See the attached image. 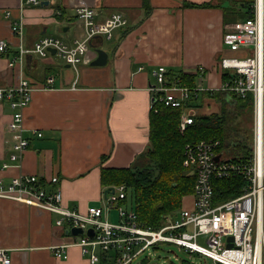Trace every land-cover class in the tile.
Listing matches in <instances>:
<instances>
[{"label": "crops", "instance_id": "obj_1", "mask_svg": "<svg viewBox=\"0 0 264 264\" xmlns=\"http://www.w3.org/2000/svg\"><path fill=\"white\" fill-rule=\"evenodd\" d=\"M21 1L0 0V41L9 43L8 49L0 52V87L14 86L23 76L36 89L23 111L26 131L22 135L8 130L14 109L8 99H0V182L7 184L21 174L35 175L46 180L48 190L61 189L63 206L80 214H86L90 207L106 210L105 189L100 182L103 167H130L149 148L154 96L150 89L156 85L155 69L164 66L168 73L188 74L203 68L207 84L215 92L210 96L199 94L189 101L190 105L185 104L182 114L195 117L221 113L223 100L217 99L216 92L223 83V70L218 63L223 56L232 55L225 49L223 36L229 25L253 16L257 3L41 0L45 3L40 6L22 8ZM81 1L97 10L98 22H109L113 13L122 12L128 25L115 30L111 39L92 41L77 76L69 69L73 66L65 61L61 65L52 52L47 59L25 55L22 71L9 66L10 59L19 54L20 45L31 49L38 40L55 37L73 46L83 38L85 30L75 13V5ZM20 18L22 36L12 32V22ZM97 49L108 54L104 66L91 65L98 57ZM48 78H53V84L46 88ZM253 117L255 128L254 109ZM254 128L249 138L251 152ZM20 137L31 142L20 167L5 169L4 164L12 163L13 145ZM238 143L234 139L223 143L226 154L237 153ZM53 177L59 179L55 185L50 184ZM191 204L192 199L187 207ZM111 212L106 211L105 219L110 221ZM60 218L54 212L0 199V249L7 250L11 264H90L77 245L68 247L67 258L55 256V246L71 243L81 235L69 231L68 221L59 224ZM119 221L118 214L110 222ZM97 253L101 258L98 264H108L106 257L111 253L103 254L99 249Z\"/></svg>", "mask_w": 264, "mask_h": 264}, {"label": "built area", "instance_id": "obj_2", "mask_svg": "<svg viewBox=\"0 0 264 264\" xmlns=\"http://www.w3.org/2000/svg\"><path fill=\"white\" fill-rule=\"evenodd\" d=\"M24 5L40 6L42 1L22 0L21 7ZM75 13L85 30L83 38L76 40L73 46L55 37H44L31 49L20 45L19 54L10 59L9 66L22 71L25 55L35 54L47 59L54 49L56 56L77 69L92 41L97 38L111 39L115 30L128 25L122 12L113 13L109 22H98L97 10L85 1L75 5ZM10 16L11 12L7 11L6 17ZM22 19L12 22V32L20 36L23 35ZM223 42L232 55L223 56L218 64L221 70L230 72L232 78L223 82L217 90L232 92L241 98L253 94L255 128L252 152L248 156L239 153L227 155L219 139L186 144L183 163L195 176L191 207H184L176 215L166 218L160 228L144 226L139 222L135 207L129 208L121 203L128 197L126 187L121 185L103 197L106 210L90 207L86 214H80L63 206L61 189L48 190V183H42L39 177L30 174L12 177L7 184L1 181L0 199L57 213L61 216L59 224L69 222V231L73 227L83 229L73 242L53 248L58 258H67L68 247L77 245L90 264L99 263L98 249L103 254L111 253L109 258L106 257L108 264H131L149 248L168 243L177 245L190 255L209 257L215 264H264V0H257L253 16L227 27ZM8 45L7 41H0V52H5ZM198 71L196 86L189 87L175 83L164 66L155 69L156 85L150 89L154 91L150 108L155 109L157 102L182 107L198 98L203 91H215L207 84L206 71L203 68H198ZM51 84L53 78H48L45 87L49 88ZM35 89L23 76L14 86L0 87V99H8L14 109L8 123L10 132L22 135L26 131L23 111L31 103ZM193 123V116L182 114L180 131L185 132ZM30 143L28 138L20 137L10 155L13 164L6 163L3 167H20ZM236 177L244 180L242 193L216 203L214 181ZM58 182L57 177L50 180L53 185ZM112 208L118 210V223L105 219L106 211ZM89 229H93V236L88 234ZM230 237L232 242L228 240ZM200 238H203V243H200ZM0 263H12L5 249H0Z\"/></svg>", "mask_w": 264, "mask_h": 264}, {"label": "trees", "instance_id": "obj_3", "mask_svg": "<svg viewBox=\"0 0 264 264\" xmlns=\"http://www.w3.org/2000/svg\"><path fill=\"white\" fill-rule=\"evenodd\" d=\"M198 74V69L188 74L168 73L175 83L189 87L196 86ZM230 78L232 74L223 71V82ZM201 94L210 96L213 92L203 91ZM228 94L223 91L216 92L217 99L223 100L220 114L195 116L194 123L183 133L179 126L185 105L170 107L157 102L155 104L157 111L155 109L150 111L149 148L135 163L141 165L123 168L103 167L101 186L106 190L124 185L128 197L121 203L125 205L128 202L132 203L139 222L144 226L162 227L166 218L187 207V202L192 199L195 176L183 163L186 144L211 139H219L225 143L234 139L239 142L236 146L237 153L244 156L251 153L250 136L247 134V128H243L240 118L253 112V94L249 93L246 98L232 92ZM187 105H190V102ZM40 181L46 183V180ZM243 186L244 180L241 177L215 180V202L221 203L237 197L242 193Z\"/></svg>", "mask_w": 264, "mask_h": 264}, {"label": "rangeland", "instance_id": "obj_4", "mask_svg": "<svg viewBox=\"0 0 264 264\" xmlns=\"http://www.w3.org/2000/svg\"><path fill=\"white\" fill-rule=\"evenodd\" d=\"M225 49L228 50V46L225 45ZM56 57L61 65L66 64L64 62V59L58 56ZM80 66L81 64L77 66L78 68L77 71H75L74 68H69L74 72V76L78 75V71H80ZM240 121L243 122L242 123L243 128L245 129L247 128L248 130L247 134L248 136H250V139H251V135H252L253 128H254L253 112L250 114H247L244 117H241ZM135 163L132 164L133 167L138 165ZM140 165L141 164H139L138 166ZM144 165H146V162ZM189 201H191V199H189ZM128 207L129 208L131 207L130 202H129ZM111 210L112 212L110 214V221L112 220L114 221V219L116 218V215H118V210L117 208H113V209H110L109 211ZM200 243H203V238H200ZM138 263L139 264H215L214 261L209 257L202 256L199 254L190 255L185 250H181L177 245L168 244V243H162L155 247L149 248L131 264H138Z\"/></svg>", "mask_w": 264, "mask_h": 264}, {"label": "water", "instance_id": "obj_5", "mask_svg": "<svg viewBox=\"0 0 264 264\" xmlns=\"http://www.w3.org/2000/svg\"><path fill=\"white\" fill-rule=\"evenodd\" d=\"M42 3L44 4L45 2H42ZM51 52H52V54H55L56 51L54 49H52ZM97 53H98V57L96 60H94L92 62L91 65H93V66H104L107 63L108 54L102 49H97ZM109 192H114V188H107L105 190V194H107ZM71 233H73L74 235H79V234L83 233V229L81 227H73L71 229ZM88 234L90 236H93L94 235L93 229H89ZM228 240L232 242L233 239H232V237H230Z\"/></svg>", "mask_w": 264, "mask_h": 264}]
</instances>
